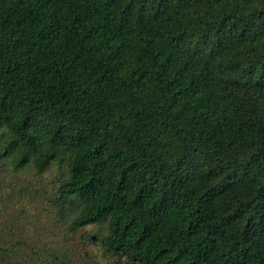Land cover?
I'll use <instances>...</instances> for the list:
<instances>
[{
  "label": "trees",
  "instance_id": "16d2710c",
  "mask_svg": "<svg viewBox=\"0 0 264 264\" xmlns=\"http://www.w3.org/2000/svg\"><path fill=\"white\" fill-rule=\"evenodd\" d=\"M28 170L59 174L0 177V264H264V0H0V172ZM16 191L62 241L7 223Z\"/></svg>",
  "mask_w": 264,
  "mask_h": 264
},
{
  "label": "rangeland",
  "instance_id": "374dc122",
  "mask_svg": "<svg viewBox=\"0 0 264 264\" xmlns=\"http://www.w3.org/2000/svg\"><path fill=\"white\" fill-rule=\"evenodd\" d=\"M58 174L57 171H54L52 174L37 176L33 170H28L24 174L14 175L5 171L0 172V177L9 184L31 183L36 188L49 192L52 190L53 182ZM45 203L48 204L45 199H41L38 196L36 198L31 193L21 197L19 191H16V197L12 202L13 205L10 206L11 209L7 213V223L9 221L14 222L19 229L26 232L29 238L33 240L40 238L39 243L43 245H48L55 240L62 241L63 235L58 239L56 233L55 236L49 233V231L56 230V225L50 213V204L46 207ZM22 210L25 212L22 213ZM77 261L76 264H108L97 248H94L91 255H80Z\"/></svg>",
  "mask_w": 264,
  "mask_h": 264
}]
</instances>
